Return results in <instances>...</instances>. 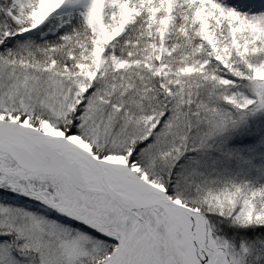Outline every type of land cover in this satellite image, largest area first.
<instances>
[{
    "label": "snow or ice",
    "instance_id": "obj_1",
    "mask_svg": "<svg viewBox=\"0 0 264 264\" xmlns=\"http://www.w3.org/2000/svg\"><path fill=\"white\" fill-rule=\"evenodd\" d=\"M0 264H264V0H0Z\"/></svg>",
    "mask_w": 264,
    "mask_h": 264
}]
</instances>
